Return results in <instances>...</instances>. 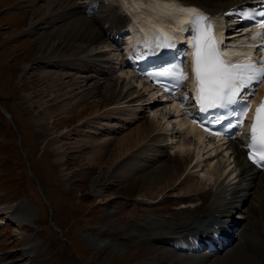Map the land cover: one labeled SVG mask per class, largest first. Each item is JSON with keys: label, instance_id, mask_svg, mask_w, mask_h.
<instances>
[{"label": "bare ground", "instance_id": "1", "mask_svg": "<svg viewBox=\"0 0 264 264\" xmlns=\"http://www.w3.org/2000/svg\"><path fill=\"white\" fill-rule=\"evenodd\" d=\"M35 2L36 0H30L32 5ZM70 2H47L44 6L46 13L41 16L39 22L29 24L26 33L36 34L35 41L41 42L42 45L40 52L32 58L33 63L23 66L25 72L34 65L50 63L49 66L53 70L43 69L39 73L41 78L51 80L49 85L45 86L44 93L48 94L50 86H54L55 90L52 91H60L54 98L56 97L57 102H62L63 107L70 104L63 102L70 98L76 99L72 106L63 108L58 113L60 120L67 122L74 117L78 121L75 128L71 131L65 128L63 133L65 132L67 138L70 135L76 136L78 144L91 149L87 158L90 163L97 166L108 165V169L121 166V171L115 174L116 176L111 175L112 178L123 181L135 173H144L141 196L153 199L175 194L177 199L174 204L178 205L181 211H193L203 207L202 216H190L186 213L187 215L181 216V221L174 226L161 220L144 218L133 227L108 229L109 240L103 237L91 239L88 236L86 239L93 244L94 249L108 248V256L124 254L125 244H128L138 247L139 252L145 256L157 253L163 261L169 260L168 263L172 264H264V170H257L246 160L247 148L241 138L232 140L219 156L210 157L214 151L223 150V146L205 147L204 133L187 118V113L182 109V102L172 97L170 105L173 110L170 109L177 117L175 120L179 131L184 136L191 135L202 148H197L194 156H191L188 153L191 146L182 141L176 146L179 153L169 154L166 139L153 135L158 122L153 119L139 121L142 118L140 109L144 111L143 107H149L148 103L155 100L158 89L152 91L150 87L149 98L137 95L134 100H127L138 102L136 108L113 107L99 112L101 105L86 103L89 97L100 93L101 84L98 77L108 74L114 63L120 68L123 64L121 54L118 56V53L114 54L112 51L113 54L106 51L100 54L92 53L94 46L106 37L116 45L123 35L121 50L125 51L129 62L135 55L139 60V55H142L140 53L150 49L154 43L160 44L163 33H167L171 38L173 48L179 44L189 45L191 36L186 23L183 25L186 30L180 31L181 21L187 20V13L165 15V0H118L117 6L108 0H87L80 4ZM249 2L251 0H176V6L197 10L199 7L212 15L210 19L220 56L231 63H245L248 57L255 60V47L250 46H255V42L260 40L256 33L251 35V39H246V32L240 34L236 29L230 30L228 41L226 40L224 45L222 42L226 39L223 34L227 26L224 21L226 11L248 5ZM40 8L37 9L38 13L41 12ZM124 13H127V18ZM111 55L113 56L110 59ZM94 56L101 57L94 59ZM81 68L84 75L74 78L71 72ZM126 73L120 72L116 81L108 82L102 87L106 97L103 108L112 98H119L122 94L124 88L120 89V79L128 78L129 75L134 77L132 69ZM89 80L93 82L87 86ZM194 82V77L190 74L188 87L192 90L195 100ZM67 86L69 87L66 89ZM77 89H80L79 92ZM50 100L52 99L48 98L45 102ZM53 118L55 116L50 114L48 119L51 124ZM41 121L45 123L46 118ZM101 121L103 123H100ZM105 126V132L108 131L106 135L110 137L93 141L96 131ZM112 143L113 147L108 153ZM202 153L209 156L204 163L201 162L204 157ZM127 157L132 158L131 172L122 171ZM193 157L194 165L191 168L198 169L202 163L210 172V177L206 178L205 182L191 173L180 180V175ZM99 173L98 178L102 176V173ZM98 178L92 180L91 191L100 197L103 187ZM155 204L157 202L152 205ZM169 214L180 219L175 213ZM11 219L29 224L34 221V216L21 207L13 211ZM201 223L211 227L212 231L217 227L221 228L224 235L227 233L230 238L225 246L221 245L222 237H214L213 232V241L208 242L206 235L210 232L204 233L198 229L201 228ZM25 230L30 229L26 226ZM178 237L188 240L191 246L175 242ZM37 247L32 245L30 240L25 241V246L21 249L22 264H38L43 261V251ZM174 251L179 252V255L174 256Z\"/></svg>", "mask_w": 264, "mask_h": 264}, {"label": "rangeland", "instance_id": "2", "mask_svg": "<svg viewBox=\"0 0 264 264\" xmlns=\"http://www.w3.org/2000/svg\"><path fill=\"white\" fill-rule=\"evenodd\" d=\"M49 1L51 0H36L32 5L30 0H0V264H22L21 249L28 240L43 251V261L38 264H172L168 263L169 260L163 261L157 253L145 256L139 252L138 247L128 244H125L124 254L108 256V248L94 249L93 244L86 239L88 236L91 239L103 237L109 240L108 229L133 227L144 218L161 220L174 226L181 221V216H202L203 207L181 211L174 204L177 199L175 194L153 199L141 196L144 173H135L123 181L112 178L111 175L116 176L121 171V166L108 169V165L97 166L90 163L87 158L91 149L78 144L76 136H65L63 130L66 128L71 131L78 125V121L73 117L65 122L66 120L58 118V113L63 108L72 106L76 99L70 98L63 102L70 103L63 107L62 102L59 103L54 98L60 92L52 91L55 90L54 86H50L48 94L44 93L45 86L51 80L41 78L39 73L43 69L53 70L50 63L34 65L35 67L23 71L26 63H33L32 58L40 52L42 45L35 41L36 34L26 33L28 26L32 22H39L46 13L44 6ZM70 1L80 4L87 0ZM108 1L115 6L118 4V0ZM39 7L41 12L38 13ZM124 14L127 18V13ZM229 25L230 22L227 23ZM120 37L116 45L106 37L93 47L92 53L112 51L125 59L121 50L124 37ZM100 57L94 56V59ZM125 64L120 68L114 63L108 74L98 77L100 93L89 97L86 100L88 105H101L99 112L113 107L136 108L138 102L127 100H134L137 95L150 97L151 89L148 84L129 75L128 78L120 79V89L124 90L119 98H112L103 108L106 97L102 87L108 82L116 81L120 72L127 74L129 68ZM83 71L81 68L71 73L75 78L83 76ZM92 82L93 80H89L87 86ZM47 97L52 100L45 102ZM143 108L144 111L140 109L142 118L139 121L153 119L158 122L153 135L166 139L169 154L179 153L176 146L182 141L191 146L188 149L191 156H194L197 148H202L191 135L184 136L179 132L171 105L155 104ZM50 114L55 116L52 124L48 119ZM43 118H46L45 123L41 121ZM105 129L106 126L96 131L92 140L109 138ZM170 133L175 135V143H172ZM113 143L110 144L108 153ZM124 163L122 171L131 172L132 158L127 157ZM193 165L194 157L180 175V180L191 173L205 182L210 177L208 168L202 163L198 169L191 168ZM99 172L102 173L100 178ZM95 178H98L103 187L100 197L91 191V182ZM155 201L157 204L152 205ZM21 207L34 216L32 223L23 224L11 219L13 211ZM169 213L177 214L180 219ZM26 226L29 231L25 230ZM173 255L177 256L179 252L174 251Z\"/></svg>", "mask_w": 264, "mask_h": 264}, {"label": "snow or ice", "instance_id": "3", "mask_svg": "<svg viewBox=\"0 0 264 264\" xmlns=\"http://www.w3.org/2000/svg\"><path fill=\"white\" fill-rule=\"evenodd\" d=\"M165 15L171 16L173 13H187V20L181 21L180 31L186 29V23L192 33V74L195 81V100L200 107V111L207 112L209 109H224L229 114L234 115L236 124H228L229 128L243 125L248 115L250 105L246 100H241V90L252 81H259L264 77V67L256 68L248 57L245 63H231L225 61L218 51L216 38L213 34V24L202 12L195 8L177 7L176 0H165ZM230 15V14H229ZM242 16L247 18L252 13L244 12ZM264 17V12L259 13ZM257 27L264 29V20L257 22ZM261 33H256L259 36ZM163 43L156 47H173L171 38L167 33L162 34ZM250 47H255L251 45ZM264 47V46H262ZM264 64V59L260 61ZM157 77L174 75L178 80L187 79V74L182 69H164L154 73ZM236 107H233V106ZM239 108L240 111H236ZM214 122L219 124L221 119ZM195 123V121H193ZM200 127L210 135L219 136L220 132H212L203 124ZM250 149L248 158L255 164L264 162V98L256 107L252 120L247 129Z\"/></svg>", "mask_w": 264, "mask_h": 264}]
</instances>
